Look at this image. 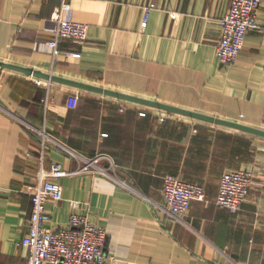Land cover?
Returning a JSON list of instances; mask_svg holds the SVG:
<instances>
[{
    "label": "crops",
    "instance_id": "0c3cea01",
    "mask_svg": "<svg viewBox=\"0 0 264 264\" xmlns=\"http://www.w3.org/2000/svg\"><path fill=\"white\" fill-rule=\"evenodd\" d=\"M231 1L69 0L64 16L88 23L87 39L62 41L53 63L44 42L62 0H0V59L264 129V0L261 27L224 65L216 46ZM35 78L0 67V264L27 263L21 241L42 163L79 167L54 141L42 162V138L31 125L86 155H112L118 176L136 188L91 172L69 174L59 179L63 199L46 203L48 224L59 227L68 224L69 201H81L79 211L107 230L108 264H264V137ZM242 167L254 170L255 182L233 213L216 196L222 174ZM166 174L206 189V200H194L182 220L156 205Z\"/></svg>",
    "mask_w": 264,
    "mask_h": 264
},
{
    "label": "built area",
    "instance_id": "2783aa9c",
    "mask_svg": "<svg viewBox=\"0 0 264 264\" xmlns=\"http://www.w3.org/2000/svg\"><path fill=\"white\" fill-rule=\"evenodd\" d=\"M263 0H232L225 15L221 18V37L216 46L219 60L224 65H232L243 50L247 33L251 29L261 27L259 10ZM70 7L69 0H62L51 15L54 22L53 36L44 42L52 56L53 63L56 56L62 52L61 42L72 41L83 43L87 39L89 24L84 21L67 19L65 10ZM155 7L151 3L145 7L143 26L147 25L150 10ZM67 55L80 57L78 51H66ZM43 78H35L39 85L44 83ZM49 94L44 102L49 104ZM144 116L147 110L139 112ZM163 119V117H162ZM31 127L42 138L40 157L44 161L46 149L50 141H54L68 157L75 159L79 167L69 170L61 162L55 161L49 167L43 163L37 172V186L32 192V210L28 219L27 235L21 243L28 249L26 264H43L46 261L54 264H108L109 256L106 253L107 230L97 224L89 213H81L83 203L71 199V214L67 225L51 227L48 222L51 214L46 207L49 200L58 202L63 199V185L60 178L82 172H91L101 175L130 190H136L131 184L121 179L117 174V164L112 155L99 153L88 156L75 148L55 139L45 127ZM107 135V133H103ZM255 182V172L249 167L227 170L222 174L216 204L231 212H238L243 208L251 187ZM163 203H156L166 215L183 219L194 200H206V189L198 183L188 182L174 174L163 177ZM149 201L150 198L146 197ZM153 202V201H151Z\"/></svg>",
    "mask_w": 264,
    "mask_h": 264
},
{
    "label": "water",
    "instance_id": "95a60500",
    "mask_svg": "<svg viewBox=\"0 0 264 264\" xmlns=\"http://www.w3.org/2000/svg\"><path fill=\"white\" fill-rule=\"evenodd\" d=\"M0 67H1V69L8 68V69L20 71V72H23L27 75L35 76L37 78H43V79H48V80H52V81L66 83L68 85H72L74 87H78L81 89L91 90L94 92L106 94V95L113 96L116 98L141 103V104H144L147 106L156 107V108L163 109V110L173 112V113H177L180 115H185L188 117H193V118L213 122V123H216L219 125L232 127L235 129H239L242 131H246V132L264 137V129L259 128V127H253V126L245 125V124L237 122V121H231V120L223 119V118L216 117L213 115H208L205 113L181 108V107L171 105L168 103H163L161 101L147 99L144 97H139V96L131 95L128 93H123L120 91H116V90L109 89V88H104V87L93 85L90 83H85V82L65 78L62 76L55 75L53 73L44 72L40 69H35V68L29 67V66H23V65H18L15 63H10V62H7V61L1 60V59H0Z\"/></svg>",
    "mask_w": 264,
    "mask_h": 264
},
{
    "label": "trees",
    "instance_id": "16d2710c",
    "mask_svg": "<svg viewBox=\"0 0 264 264\" xmlns=\"http://www.w3.org/2000/svg\"><path fill=\"white\" fill-rule=\"evenodd\" d=\"M149 113L147 112V114L145 115V116H147ZM140 116H142V115H140ZM89 156V155H88ZM93 156H95V155H93Z\"/></svg>",
    "mask_w": 264,
    "mask_h": 264
}]
</instances>
